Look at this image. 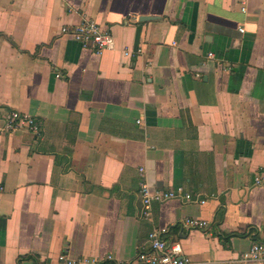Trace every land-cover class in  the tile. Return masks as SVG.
Listing matches in <instances>:
<instances>
[{
	"label": "crops",
	"instance_id": "obj_1",
	"mask_svg": "<svg viewBox=\"0 0 264 264\" xmlns=\"http://www.w3.org/2000/svg\"><path fill=\"white\" fill-rule=\"evenodd\" d=\"M83 19L114 47L61 32ZM10 110L41 135L0 132V264H140L161 226L199 264H259L240 255L264 242V0H0ZM142 180L205 202L145 217Z\"/></svg>",
	"mask_w": 264,
	"mask_h": 264
},
{
	"label": "built area",
	"instance_id": "obj_2",
	"mask_svg": "<svg viewBox=\"0 0 264 264\" xmlns=\"http://www.w3.org/2000/svg\"><path fill=\"white\" fill-rule=\"evenodd\" d=\"M61 32L70 34L84 48H89L96 53H101L106 49L114 47V39L110 30L99 26L91 19H83L74 25L63 26L61 27ZM208 56H212V53H208ZM137 122H140V120ZM40 125L39 119L19 110L0 112V132L2 133H12L25 129L31 132L35 138H38L41 135ZM140 171H143V168ZM261 182V176H255V183L259 184ZM2 189L3 187L0 185V190ZM139 193L143 205V215L145 217L151 215V207L154 202H161L171 198H183L188 201L198 199L200 203L205 202V199H200L199 193L184 191L181 186L171 189H157L150 187L144 180L140 182ZM182 223L187 227H205L207 224L206 220L195 217H186ZM167 231L168 227L161 226L154 227L148 232L147 248H142L137 252V260L139 263L199 264L182 252L181 245L178 242L168 241L165 238ZM57 259L64 264H100L101 262V259L97 257H73L67 252L59 253ZM240 260L264 264V242H252L249 249L241 253Z\"/></svg>",
	"mask_w": 264,
	"mask_h": 264
}]
</instances>
